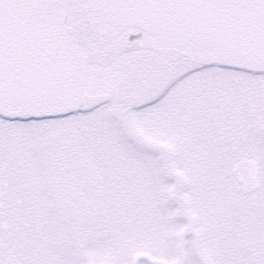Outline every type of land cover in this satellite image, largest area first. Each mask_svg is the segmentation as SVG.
<instances>
[{
    "label": "snow or ice",
    "instance_id": "obj_1",
    "mask_svg": "<svg viewBox=\"0 0 264 264\" xmlns=\"http://www.w3.org/2000/svg\"><path fill=\"white\" fill-rule=\"evenodd\" d=\"M0 264H264V0H0Z\"/></svg>",
    "mask_w": 264,
    "mask_h": 264
}]
</instances>
